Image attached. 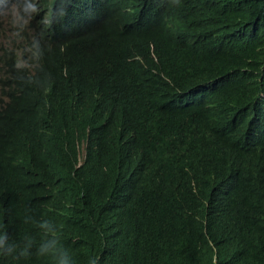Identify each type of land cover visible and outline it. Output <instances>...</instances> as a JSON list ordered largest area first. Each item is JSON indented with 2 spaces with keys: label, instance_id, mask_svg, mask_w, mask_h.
<instances>
[{
  "label": "trees",
  "instance_id": "obj_1",
  "mask_svg": "<svg viewBox=\"0 0 264 264\" xmlns=\"http://www.w3.org/2000/svg\"><path fill=\"white\" fill-rule=\"evenodd\" d=\"M124 1L142 3L147 18L161 13L162 2L178 50L214 88L199 97L190 90L176 104L159 66L107 68L102 57L109 48L94 35L68 45L65 75L60 68L28 75L24 47L0 44V264H264V127L256 135L264 123V0ZM116 11L101 12L106 28H116ZM82 18L96 21L97 14ZM157 27L119 35L145 52ZM64 80L75 85L71 105L56 98ZM84 111L128 127L138 160L154 143L174 150L132 196L126 218L117 209L102 222L100 202L88 206L87 216L82 206L65 213L62 194L53 192L76 145L42 169L39 188L30 184L28 145ZM230 148L240 155L234 166ZM180 153L201 156V167L176 174ZM176 239L183 244L169 245Z\"/></svg>",
  "mask_w": 264,
  "mask_h": 264
},
{
  "label": "clouds",
  "instance_id": "obj_2",
  "mask_svg": "<svg viewBox=\"0 0 264 264\" xmlns=\"http://www.w3.org/2000/svg\"><path fill=\"white\" fill-rule=\"evenodd\" d=\"M110 8L117 10L112 15L117 19L114 29L106 28L99 20L101 12H107ZM160 8L161 13L156 12L147 18L142 3L134 5L124 0H0V22H5L6 28L12 23L10 36L3 35L6 29L4 27L0 31V44L8 48L13 44L24 47L31 60L27 64L28 75L37 73L49 76L59 68L62 69V75H65L68 45L85 41L94 35L109 48L102 57V64L107 68L119 67L129 72L137 65L159 66L176 104L182 102L190 90L198 97L209 93L214 86L206 81L195 61L189 57L184 58L180 53L170 21L162 14V2ZM6 12L10 13L5 14ZM86 12L96 13L97 20L85 21L82 16ZM156 17L159 18L146 24ZM156 23L158 27L149 38L145 52L120 38L119 30L136 32ZM161 26L163 27L157 37ZM60 58L62 62L58 63ZM134 63L136 65L132 68ZM74 90L75 85L64 80L55 89L56 98L63 101V105H71L74 102ZM165 104L162 103L161 107ZM88 115L84 111L76 116L63 118L57 128L38 133L28 145L31 158L27 172L30 184L32 183L33 190L39 188L42 169L68 154L69 144L76 145L77 150L66 159L65 164L60 165V185L57 194L53 192L56 197L62 194L59 200L64 205L65 213L82 206V213L87 216L88 206L100 202L98 210L102 222L109 211L117 209L122 210V216L126 218L129 214L127 206L132 196L149 185L158 160L172 161L174 150L154 143L151 148L148 147V157L138 160L127 134L130 132L128 127L112 119L94 121ZM3 118V113H0V120ZM262 127L264 123H260L256 135H262ZM230 153L234 166L240 155L232 148ZM66 163L71 165L70 170L73 172L69 178L66 176ZM201 165V156L180 153L174 162V172L187 174ZM97 187L101 188L82 198L88 190L91 192V189ZM108 222L114 224L115 221L108 218ZM220 228H223L221 223ZM110 237L111 231L109 239ZM168 243L171 246L183 244L180 239ZM105 249L109 250V244Z\"/></svg>",
  "mask_w": 264,
  "mask_h": 264
},
{
  "label": "rangeland",
  "instance_id": "obj_3",
  "mask_svg": "<svg viewBox=\"0 0 264 264\" xmlns=\"http://www.w3.org/2000/svg\"><path fill=\"white\" fill-rule=\"evenodd\" d=\"M8 13H10V12H6L5 14H8ZM11 26H12V23L6 28L5 22H0V31H2V29L4 27L6 29L3 31V35L10 36V34H11Z\"/></svg>",
  "mask_w": 264,
  "mask_h": 264
}]
</instances>
